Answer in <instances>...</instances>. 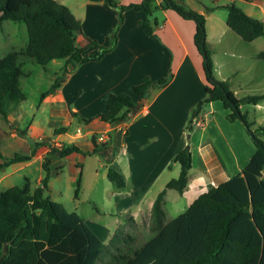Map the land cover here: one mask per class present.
Listing matches in <instances>:
<instances>
[{"label": "trees", "instance_id": "obj_1", "mask_svg": "<svg viewBox=\"0 0 264 264\" xmlns=\"http://www.w3.org/2000/svg\"><path fill=\"white\" fill-rule=\"evenodd\" d=\"M105 1L117 10L119 17L109 45L86 36L82 22L67 5L57 0H0V26L6 19L19 20L26 24L28 33V41L23 47L0 58V116L5 121L13 125L10 112L27 98L21 86V79L32 72L25 67L27 62L55 69L50 87L41 94L43 100L63 85L71 71L69 64L75 67L90 60L99 61L115 48L126 10L141 11V24L146 34L158 39L155 30L159 22L154 13L157 9L170 8L196 22L194 40L204 57V69L210 83L206 87V96L191 112L188 131H193V121L204 104L220 100L228 110L229 120L243 122L256 151L240 172L202 192L184 212L168 218L165 210L167 189H176L182 194L189 182L193 161L191 147L186 145L171 160L180 164L178 176L166 183L153 203L149 220L151 236L142 239L119 225L109 243L102 240L81 214L67 209L47 194L52 156L46 155L42 163L46 174L41 177V184L33 188L27 180L23 185L14 184L0 192V264H97L106 248L109 256L104 264H264V125L257 124L241 108L246 103L263 101L264 92L239 97L228 81L215 75L205 14L186 8L178 0ZM225 7L228 9V26L242 38L252 41L264 35L263 21L251 17L234 2ZM80 38L86 42L81 43ZM92 45L98 46V50L87 53ZM258 57L264 60V50ZM60 59L63 65L53 64L54 60ZM172 76V71L156 80L146 76L133 86V92L144 97L152 87L166 85ZM136 107L137 102L131 93H111L105 110L96 118L117 125L131 119L137 112ZM83 120L90 123L93 118ZM16 128L31 142L32 151L15 152L12 156H5L0 151L3 159L0 168L30 161L41 145L49 144L32 138L27 129ZM67 131L66 126L57 127L55 134ZM98 136L93 133L91 150H84L76 143H66L51 147L49 154H100L108 163L107 177L116 188L124 189L127 178L112 164V139L109 136L102 142ZM81 177L82 169L77 182V197ZM128 220L132 222L133 218Z\"/></svg>", "mask_w": 264, "mask_h": 264}, {"label": "crops", "instance_id": "obj_2", "mask_svg": "<svg viewBox=\"0 0 264 264\" xmlns=\"http://www.w3.org/2000/svg\"><path fill=\"white\" fill-rule=\"evenodd\" d=\"M118 1L130 3L141 0ZM178 1L188 9L205 14L207 41L215 55V75L228 81L239 97L264 92V60L258 57L264 50V35L252 41L245 40L228 26V13L219 9V2H223L224 7L234 2L251 17L264 22V0ZM85 4L88 14L82 20L84 34L100 44H111V33L119 20L117 10L105 0H90ZM154 16L159 22L155 30L158 39L146 34L141 24V11L134 8L126 10L115 48L99 61L90 60L75 67L69 64L71 71L63 85L47 96L54 103L67 99L68 94L73 95L76 103L65 106V113L70 115L74 111L83 119L87 116L96 121V117L105 110L111 93L129 92L133 95L137 112L131 119L117 125L101 121L102 125L96 129L107 131L112 139V164L127 178V186L119 189L115 197L121 196L124 201L122 209L130 212L137 227L145 213H151L158 193L169 181L162 178L177 164H171L172 157L188 143L193 165L188 185L182 194L179 193L187 198L188 206L202 192L240 172L256 151L243 122L229 120L228 110L220 100L203 105L196 117L204 120L203 126L193 121L194 129L187 134L191 112L206 96V87L210 85L204 69V57L194 40L196 22L170 8L157 9ZM97 50L98 46L92 45L86 52ZM53 64L63 65L64 62L54 60ZM169 71L173 76L166 85L152 87L144 97L133 92V86L146 76L156 80L167 76ZM246 104L241 108L250 114ZM252 105L254 112H264V100ZM143 106L148 108V112H141ZM14 110L10 112L11 120L18 118L14 117ZM252 120L257 124L263 123L257 118ZM67 133L52 138L56 141ZM6 135L17 136V133ZM45 138L47 136L39 134L37 139ZM159 182L161 188L154 189ZM170 189L166 191L167 202Z\"/></svg>", "mask_w": 264, "mask_h": 264}, {"label": "rangeland", "instance_id": "obj_3", "mask_svg": "<svg viewBox=\"0 0 264 264\" xmlns=\"http://www.w3.org/2000/svg\"><path fill=\"white\" fill-rule=\"evenodd\" d=\"M57 1L67 5L81 22L86 18L88 7L85 3H90V0ZM207 4L212 3L208 2ZM222 4L223 2H219V9L228 13V9ZM82 40L79 39V41ZM27 41L26 24L19 20L6 19L0 26V58L13 49L23 47ZM210 50L213 52L212 49ZM212 56L215 57L214 53ZM25 67L32 70L29 76L21 79V86L26 92L27 98L22 101L20 107L16 108V111L12 112L14 117L18 116L16 120H12L13 125L0 116V151L5 156H12L15 152L30 153L32 151L31 142L21 133V130L16 128L18 126L20 129H27L28 134L34 139H37L39 134L47 136L40 141H47L49 144L41 145L30 161L18 162L0 168V192L14 184L23 185L27 180L31 182L33 188L41 184V177L46 174L42 163L46 155H51L52 163L47 194L52 199L61 202L67 209L75 210L81 214L88 225L106 243H109L110 234L114 233L119 225H122L121 228L125 226V229L130 232H135L142 239H148L152 234L149 230L150 214L145 213V217L138 227L128 220L130 212L122 209L121 206L124 201L121 196L115 197V194L120 190L107 177L108 164L103 156L97 153L82 154L78 152L67 156L49 154L51 147H61L63 144L71 142H75L84 150H91L93 148L92 135L93 133H100L96 128H99L102 123L98 119L86 123L82 115H76L74 111L70 115L65 113V106L76 103V99L71 94H68L67 99H62V102L55 101L53 103L51 98L47 97L41 100L42 92L50 87L55 69L52 67L44 68L32 61L27 62ZM246 105L249 109V117L262 120L263 123L261 124L264 125V112L261 110L254 112L252 104ZM63 126L68 128V133L54 141L55 136L61 135V133L55 134V128ZM255 127L256 125L252 126L253 129ZM78 128L82 130L81 135H77ZM12 132H16L17 136L8 135V137L6 135V133ZM190 132L188 131L187 134ZM262 138L264 139V136ZM0 161L3 159L0 158ZM171 163L174 165L172 161ZM81 169V187L77 197L76 189ZM179 172L180 164L177 162L173 171L164 173L162 180L177 177ZM161 186V182H159L154 189L159 190L158 188ZM150 196H153L152 193ZM167 196L169 200L165 204V210L168 218L175 217L188 208L187 198L181 196L176 189H170ZM120 201L121 204L118 205L117 202ZM108 256L109 253L106 248L97 264H104Z\"/></svg>", "mask_w": 264, "mask_h": 264}, {"label": "built area", "instance_id": "obj_4", "mask_svg": "<svg viewBox=\"0 0 264 264\" xmlns=\"http://www.w3.org/2000/svg\"><path fill=\"white\" fill-rule=\"evenodd\" d=\"M141 112H148V108H146L145 106H143L141 109ZM203 123H204V120L201 119V118H196L194 120V124L198 125V126H203ZM82 134V130L81 128H78L77 130V135H81ZM99 136V140L102 141V142H105L109 139V135L107 134V132L105 131H102L98 134Z\"/></svg>", "mask_w": 264, "mask_h": 264}]
</instances>
